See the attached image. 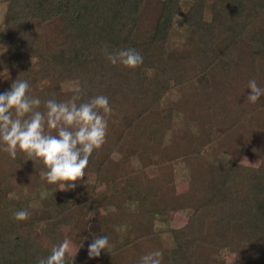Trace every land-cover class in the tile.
I'll use <instances>...</instances> for the list:
<instances>
[{"label": "trees", "instance_id": "obj_1", "mask_svg": "<svg viewBox=\"0 0 264 264\" xmlns=\"http://www.w3.org/2000/svg\"><path fill=\"white\" fill-rule=\"evenodd\" d=\"M177 13L179 0H7L0 34L11 83L29 82L28 94L41 100L36 110L45 123L47 100L74 96V89L60 90L64 81L80 87L77 105L106 95L120 117L115 125L106 116L105 142L94 149L75 188L62 190L40 176L29 183L46 192L39 197L46 202L41 207L9 195L16 164L3 167L0 151V264H37L66 226L67 239L79 246L89 228L109 235L122 225L134 234L131 250L117 245L83 264H138L154 250L163 252L162 264H264V97L256 104L246 101L250 79L264 87V0H190L181 13L186 41L169 48ZM104 46L133 47L143 63L112 65ZM159 62L160 75H148ZM170 88L178 95L162 112ZM175 117L185 127L181 136L172 130ZM222 121L229 123L216 133ZM210 144L223 152V160L203 161ZM145 147L155 150V164L168 165L169 171L129 182L122 165L131 156L142 157ZM113 152L120 154L117 160L110 158ZM17 153L16 161L44 167L41 158ZM243 157L258 162L242 163ZM113 169L117 177L100 186ZM177 169L189 179L182 193ZM89 174L92 188L84 182ZM105 205L113 212L101 214ZM22 208L29 218L15 220L12 213ZM175 209L189 213L183 225L170 229L173 246L165 248L148 229ZM222 250L234 260L217 258ZM66 261L73 264L70 257Z\"/></svg>", "mask_w": 264, "mask_h": 264}, {"label": "clouds", "instance_id": "obj_2", "mask_svg": "<svg viewBox=\"0 0 264 264\" xmlns=\"http://www.w3.org/2000/svg\"><path fill=\"white\" fill-rule=\"evenodd\" d=\"M101 51L112 65L135 68L143 63L142 54L133 47L111 51L104 46ZM4 73L5 69L0 75L5 77ZM29 89L27 80L15 79L9 89L0 92V142L3 150L12 159L16 158L18 149L28 157L41 158L44 165L39 172L41 179L48 184L59 183L62 190L75 188L74 182L85 176L94 149L105 142L108 129L106 116L112 112L109 98L102 94L96 95L77 105L75 99L81 96V89L77 86L74 96L66 101H46L45 123L44 114L36 110L41 100L30 96ZM248 89L251 91L246 97L247 102L256 104L264 97V87L259 86L255 79L248 81ZM45 126L55 129V134L45 131ZM12 216L22 221L29 218L30 212L22 208L15 210ZM110 246L107 235L95 236L88 244V257H99ZM70 247L71 241L64 239L54 245L50 254L40 258L37 264H67L66 254ZM81 247L83 241L79 245ZM162 259L163 252L154 250L142 255L138 264H162Z\"/></svg>", "mask_w": 264, "mask_h": 264}, {"label": "rangeland", "instance_id": "obj_3", "mask_svg": "<svg viewBox=\"0 0 264 264\" xmlns=\"http://www.w3.org/2000/svg\"><path fill=\"white\" fill-rule=\"evenodd\" d=\"M190 0H179V11L180 13H177L172 25L171 34L168 40V46L169 48L173 47H179L182 44L185 43L186 37L188 36V30L185 27L182 14L185 9L189 6ZM7 0H0V31L2 29V24L4 20L5 10H6ZM7 54H6V48L4 45V40L2 35L0 34V73H2L5 69V77L0 75V90L5 89L9 87L11 84V75L7 68ZM8 73V75H7ZM148 75L150 76H158L161 73V63L159 62V68L155 70H148ZM200 81H206V76L202 75ZM41 86H45V83H40ZM77 86V83L75 81H64L59 83L58 87L63 92H67L70 90L75 89ZM178 95V91L176 88H170L169 91L165 94L163 98V107L162 112L167 111L170 109L167 106L168 100L176 99ZM120 115L112 111L108 118L109 120L116 125L119 121ZM228 121H222L219 122L216 125V133H219L222 131L226 125H228ZM185 127L179 122L178 117L174 118V124H173V133L180 135L183 134ZM51 132V129H50ZM171 132L166 135V139H169ZM0 151L3 154L4 159L6 160L3 164L4 166H8V164H16L13 165L16 170V178L13 179V185L9 190V195L12 197H19L28 200L29 204L33 208L41 207L42 205H45L44 200H40L41 198L45 196V191L42 189H37L36 187L30 185L29 183L36 177L39 176L40 170L43 168L42 165L35 166L32 162H24V161H14L6 151L3 150V144L0 142ZM203 161L208 162H219L223 160L224 154L221 152L217 147H215L213 144L208 145L203 151ZM18 155V153H17ZM120 157V154L117 152H113L110 154V158L117 160ZM18 159V158H17ZM156 161V153L155 150H153L151 147H145L144 148V155L142 157L138 156H131L127 163L122 165L121 171L123 173H130L128 174V180L129 182L135 181L137 179H143L149 176L153 175H159L163 172L169 171L168 165H162L157 166L155 164ZM192 161V160H191ZM242 163L246 164H256L258 162L255 158H249V157H243L241 159ZM117 177L116 170L113 169V171L110 172L109 177L107 176L101 183L100 186H104L107 182L110 181V179H115ZM93 175H87L86 178H84V182L89 188H92L94 179ZM175 181H176V187L177 191L179 193H182L188 184L189 179L184 175V173L180 170H175ZM99 186V187H100ZM61 193H67V190L61 192H55L56 195L61 196ZM125 208V205H124ZM114 208L110 207L108 205L100 206L99 211L101 214H106L109 212H113ZM189 211L187 209H175L168 213L164 219H155L153 222L152 228L149 227L148 230H151L155 232L156 237L155 240L159 241V243L165 247L170 248L173 246V240L170 234V229L179 227L183 225L186 222L187 216ZM131 224L134 225V220H130ZM40 229V228H39ZM69 231V226H66L63 229V235L61 236L59 242H62L64 239L67 238ZM103 234L101 232H98L94 228H89L87 231V234L85 237L87 239L83 240V247L79 248V246H75L71 243L70 251L66 254L67 257H70L73 264H83L86 261L95 260L96 258H89L87 254V248L88 244L92 242L95 236H102ZM110 241V247L107 248L105 251H102L101 255L114 249L117 245L124 246L126 245L127 248H130L131 245L129 242L134 238V234L127 230L125 225L120 226L119 230L116 232H113L109 235ZM40 239L42 240V243L45 245H49L47 242V239L45 237L40 236ZM137 241H141V238H139ZM56 244V245H57ZM217 258L224 259L225 261L231 262L234 260V254L228 250H222L219 254L216 256Z\"/></svg>", "mask_w": 264, "mask_h": 264}]
</instances>
